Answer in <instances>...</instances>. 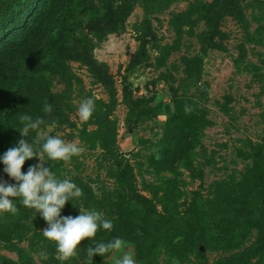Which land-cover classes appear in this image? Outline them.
<instances>
[{"label": "rangeland", "instance_id": "374dc122", "mask_svg": "<svg viewBox=\"0 0 264 264\" xmlns=\"http://www.w3.org/2000/svg\"><path fill=\"white\" fill-rule=\"evenodd\" d=\"M24 30L25 58L37 52L52 65L48 85L38 82L43 97L59 105L38 133L83 148L53 168L45 162L82 190L61 215L99 211L118 231L83 240L66 264H117L124 255L135 264H264L263 217L249 191L257 149L264 154V0H0V37ZM87 98L95 110L82 122L77 109ZM179 105L205 117L206 127L193 164L173 173L168 161L185 137L172 138L173 150L163 142ZM120 164L133 167L132 187ZM0 165V182L14 184ZM197 193L206 210L191 214ZM136 195L163 212L155 219L169 235L130 218L145 209ZM221 219L241 241H217ZM46 227L24 239L0 236V264H22L25 252L38 264H61ZM117 237L121 249L87 258V247Z\"/></svg>", "mask_w": 264, "mask_h": 264}, {"label": "trees", "instance_id": "16d2710c", "mask_svg": "<svg viewBox=\"0 0 264 264\" xmlns=\"http://www.w3.org/2000/svg\"><path fill=\"white\" fill-rule=\"evenodd\" d=\"M30 3V0H28ZM31 40L30 34L23 32H15L6 37H0V154H3L10 147L20 139L19 128L21 127L19 117L21 115L32 116L33 119L41 118L43 122L47 121L52 110H58V100L55 97L45 99L43 90L38 86L39 81H43V85L47 86L49 81L45 78V73L52 65L39 54L34 53L29 58L24 54L23 50L29 46L28 42ZM54 59L53 54L50 55V61ZM38 89H35L37 88ZM51 105L50 112H44L45 104ZM43 124V123H42ZM41 124V125H42ZM206 127V118L200 115L190 114L184 107L178 106L176 112L172 115L165 128V149L173 150L174 144L172 138L176 136H184L186 142L182 147L175 151V156L172 161H168L169 169L173 173L178 172L179 165L191 166L193 164L194 156L196 155V144L200 140L202 131ZM16 128V129H14ZM35 132H30V138H33ZM27 140V138H24ZM186 139V140H185ZM184 141H181L183 143ZM254 157L253 176L250 182V193L252 196V204L250 207L258 215H261L264 226V154L260 148ZM127 174L128 186L132 187V180H134L133 167L129 164H120ZM1 166V165H0ZM133 200L140 202L145 208L143 212L130 211V218L135 224L144 229L152 230L159 228L160 230L167 229L166 225L163 228L157 226L159 221H156V215H163L156 206L151 204L150 199L141 198L139 195L132 197ZM144 200V201H142ZM195 207L191 210V214L195 211L203 213L206 210V198L200 193H197L194 199ZM18 211L13 214L0 215V236L9 241L18 236L29 237L28 234L35 229H41L46 225V222L36 215L33 209L24 207L19 199L15 200ZM238 218L242 216V210L237 208ZM155 220V221H153ZM172 229L168 227L167 235ZM217 241L222 243L241 241L237 231L232 232L224 223V219L216 228ZM112 232L118 235V231L113 227ZM180 231H177L178 235ZM119 236H122L119 234ZM200 237L204 240V235ZM244 241V238L242 239ZM31 242V240H30ZM263 244L264 236L258 242ZM147 247V244L144 243ZM204 255V252H200ZM22 264H38L31 256V253L25 252L21 255Z\"/></svg>", "mask_w": 264, "mask_h": 264}, {"label": "clouds", "instance_id": "9594fccd", "mask_svg": "<svg viewBox=\"0 0 264 264\" xmlns=\"http://www.w3.org/2000/svg\"><path fill=\"white\" fill-rule=\"evenodd\" d=\"M43 110L50 112L51 105L46 103ZM94 110L93 98L82 100L77 109L79 120L89 121ZM19 119L21 127L18 131L21 138L0 154L3 172L15 181L14 184L0 182V215H14L18 211L15 203L17 198L24 207L33 209L47 224L42 230L43 237L54 242L56 258L61 264H66L78 255L83 240L93 241L99 230L110 232L114 225L102 212L86 211L81 207L78 216L61 215L69 201L74 204L82 196V190L74 182L60 179L45 162H50L53 168L52 162H68L79 156L83 148L59 136L39 135L38 130L43 123L39 117L33 119L32 116L21 115ZM30 132H37L31 142L28 139ZM41 140L43 143H40ZM33 158H38L39 162L30 166L26 172L22 171L25 162ZM122 244L120 237L107 242H96L94 247H87V258L93 260L97 254L105 257L106 254L121 249ZM117 264L135 262L131 256L124 255Z\"/></svg>", "mask_w": 264, "mask_h": 264}]
</instances>
